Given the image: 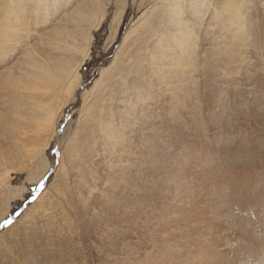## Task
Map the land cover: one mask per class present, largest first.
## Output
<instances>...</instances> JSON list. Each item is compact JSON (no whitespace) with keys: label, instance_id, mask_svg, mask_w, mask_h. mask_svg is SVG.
I'll use <instances>...</instances> for the list:
<instances>
[{"label":"rangeland","instance_id":"374dc122","mask_svg":"<svg viewBox=\"0 0 264 264\" xmlns=\"http://www.w3.org/2000/svg\"><path fill=\"white\" fill-rule=\"evenodd\" d=\"M110 2L66 102L53 94L37 99L36 91L22 87L14 77L26 69L20 65L22 50L8 48L0 56V264H122L123 259L147 264L144 259L158 252L183 249L186 241L177 236L204 224L202 218L217 223L219 234L238 238L232 243L237 246L242 237H253L264 255L263 12L258 10L261 28L256 23L244 50L235 45L229 52L230 46L203 38L200 29L185 72L177 68L173 74L166 67L174 84L160 92L161 99L155 92L164 82L155 84L152 99L142 109L137 105L135 116L119 115L126 91L118 93L117 86L106 94L105 106L112 105L105 110L117 114L109 141L89 130L94 109L86 103L90 96L82 94L154 1ZM120 8L121 24L113 35ZM37 100L56 111L52 133L44 128L47 111Z\"/></svg>","mask_w":264,"mask_h":264},{"label":"bare ground","instance_id":"6f19581e","mask_svg":"<svg viewBox=\"0 0 264 264\" xmlns=\"http://www.w3.org/2000/svg\"><path fill=\"white\" fill-rule=\"evenodd\" d=\"M153 1L154 3L147 10H144L138 19L133 22L132 27L128 28L124 33L120 49H118L119 52L115 54L111 63L100 71V75L94 80L92 88L85 90L82 94V98L90 96L86 103L90 107V110L91 108L94 109L92 110L94 112L90 113V115L92 114L90 116L92 121L90 120L89 130L91 129L93 134L95 132L100 133L101 135H99L103 136L105 140L109 139L110 141L111 136H113V126L117 114L109 110L112 104L109 105L110 107L108 106L109 109L105 110V103L109 100H106V102L103 100L104 97L105 99L107 98L106 94L115 91V87H119L120 90L117 89L118 93L126 91L123 97V99H126V102L123 108H120L119 115L123 113L128 118L137 111V105L140 107L144 106L147 101L152 99L153 86L155 84L161 85L164 82V87H160L159 91L155 92L157 95L159 93L157 98L160 97V99V92L168 89L169 85L171 87L174 84L171 85L176 79L167 80L166 67H169L174 74L177 68L183 70V66L186 67L191 63L194 57H192L195 50L194 47L198 43L197 40L201 39L199 35L201 30L205 35L203 38L209 39L208 37L212 36L214 39H220L218 40V44H225V47L227 45L230 46L229 52H231L235 45L239 47L238 49L244 50L251 43L254 34L253 30L257 27L256 23L258 25V10L263 12L262 19L264 22V0ZM111 2L110 0H0V56L6 55L8 48L12 49L16 47L22 50L20 51V65L26 64L25 72H22V69L16 76L13 75L19 79L18 81L22 84V87L30 89V92L36 91L38 94L37 99L45 96V101H47L53 95L54 97L59 95L60 97H58L62 99V103L63 100L66 102L70 99L71 94L74 93L76 85L80 80L81 73L79 70L89 55L92 31L97 29L102 23ZM122 16L123 12L122 8H120L114 15L113 20L116 21V24L112 30L113 35H116V32H118ZM20 45L22 47H19ZM202 50L204 51V49ZM209 55H211V52ZM202 58H204V55ZM198 59L196 58V60ZM29 75L31 76L30 79H24ZM174 77L177 78L178 76L175 75ZM154 78L157 81H154ZM12 80L13 78H9L8 82ZM120 96L117 97L116 95L115 99L118 101ZM43 105H40V101L37 100L36 106L38 108L43 106L47 111L43 121L44 128L46 126L50 132L51 130L53 132L56 111L53 108L47 107H51L50 104ZM112 108L115 107L112 106ZM107 110L109 112H105ZM16 111L18 112V109ZM42 147L46 149L47 142ZM72 151L71 155L74 156V152ZM18 191L22 192L23 190ZM14 194L17 195L18 193ZM19 194L17 196L20 197L22 193ZM9 199L6 201L7 203ZM200 222L204 224L195 227L190 233L188 231V234L186 233L187 235L184 237H182L183 235L180 236V234L177 236V238H184L183 241H186L183 249L179 246L177 251L167 249L162 253L158 252L150 258L144 259L145 263L258 264L260 260L264 262V255L261 253V242H257L253 237L252 239L242 237L243 234L245 235L242 232V234H236L243 238L242 245L237 246L232 243L237 242L236 239L238 238L232 239L231 237L233 240L231 242L230 236L219 234L218 224H215L211 219L202 218ZM232 222L234 223V221ZM221 230L227 229L222 227ZM131 235L133 237V234ZM236 235L233 237H236ZM194 236L201 238V243L195 240L197 244H194L192 241ZM228 242H231V244ZM150 243L152 242L150 241ZM232 245H236L235 248H232ZM244 245H246L245 251L242 250ZM261 254L263 255L262 257L260 256ZM126 262L123 259L120 263L126 264Z\"/></svg>","mask_w":264,"mask_h":264},{"label":"snow or ice","instance_id":"6c2138e0","mask_svg":"<svg viewBox=\"0 0 264 264\" xmlns=\"http://www.w3.org/2000/svg\"><path fill=\"white\" fill-rule=\"evenodd\" d=\"M9 222H10V221H8V220H5V222H4V223H5V224H7V223H9Z\"/></svg>","mask_w":264,"mask_h":264}]
</instances>
